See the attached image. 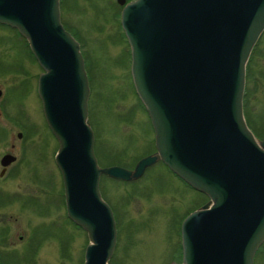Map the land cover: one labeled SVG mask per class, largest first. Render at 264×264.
<instances>
[{
  "label": "water",
  "instance_id": "95a60500",
  "mask_svg": "<svg viewBox=\"0 0 264 264\" xmlns=\"http://www.w3.org/2000/svg\"><path fill=\"white\" fill-rule=\"evenodd\" d=\"M117 3L133 85L155 133L156 152L131 170L99 164L85 59L61 22V0H0V25L17 30L43 69L38 93L59 143L67 215L90 241L84 264H108L117 245L101 178L136 182L158 163L209 198L182 223L181 264H254L264 245V140L246 123L243 96L264 0Z\"/></svg>",
  "mask_w": 264,
  "mask_h": 264
},
{
  "label": "rangeland",
  "instance_id": "374dc122",
  "mask_svg": "<svg viewBox=\"0 0 264 264\" xmlns=\"http://www.w3.org/2000/svg\"><path fill=\"white\" fill-rule=\"evenodd\" d=\"M121 9L117 0H61L62 23L82 46L99 164L131 170L156 147L150 118L133 85ZM256 55L258 66L264 68V37ZM42 73L26 40L0 25V110H5L0 117V160L12 151V144L18 157L4 177L0 165V264H84L90 243L87 233L67 215L56 164L59 143L38 94ZM263 94L257 92L252 99L258 141L264 135ZM100 191L118 225L109 264H181L180 226L187 215L209 202L163 163L132 183L102 178ZM254 264H264V245Z\"/></svg>",
  "mask_w": 264,
  "mask_h": 264
},
{
  "label": "flooded vegetation",
  "instance_id": "af4514ba",
  "mask_svg": "<svg viewBox=\"0 0 264 264\" xmlns=\"http://www.w3.org/2000/svg\"><path fill=\"white\" fill-rule=\"evenodd\" d=\"M69 32L72 34L71 31H69ZM72 35L75 37L74 34H72ZM263 37H264V32L261 35L256 47L254 48V50L250 56V59L248 61V64L246 66V84H245V90H244V96H243V113H244V118L246 120V123L253 133H254V129H253L254 127L252 124V122H253L252 119H253L254 113H252V109H253L252 99H253V96L257 92L264 91V68L259 67L258 61L256 60L257 59L256 58L257 57L256 50L260 47V44L263 40ZM0 91H1L0 98H2L3 91L1 88H0ZM259 98H261V97H259ZM262 100L264 103V94L262 96ZM4 115H5V110H0V117L3 118ZM261 118L264 119V109H262ZM6 119H7V121H11L9 119V117H7ZM12 123L16 124L15 121H12ZM19 137L21 138L22 135H19ZM263 140H264V135L261 137V141H263ZM11 149H12V151H9V153H6L5 155H3L1 160H0V165L2 167V171H1L2 176L9 174L11 167L14 164H16L18 161V157H16V155L14 154V152H16V150H15L16 147L14 144H12ZM8 155L12 156L14 161H12L9 165H3V159ZM116 223H117V221H116ZM117 228H118V225H117ZM181 252H182V246H181ZM182 255H183V252H182Z\"/></svg>",
  "mask_w": 264,
  "mask_h": 264
}]
</instances>
